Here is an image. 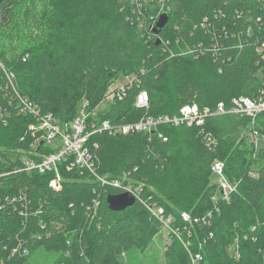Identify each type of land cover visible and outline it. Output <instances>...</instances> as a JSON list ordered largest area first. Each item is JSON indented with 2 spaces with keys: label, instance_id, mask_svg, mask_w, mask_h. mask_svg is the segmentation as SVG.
<instances>
[{
  "label": "trees",
  "instance_id": "obj_1",
  "mask_svg": "<svg viewBox=\"0 0 264 264\" xmlns=\"http://www.w3.org/2000/svg\"><path fill=\"white\" fill-rule=\"evenodd\" d=\"M59 3H0V63L14 73L19 93L61 124L72 121L79 103L93 111L114 95L116 88L107 90L120 75L134 76L139 88H125L120 100L97 113L117 124L145 114L134 106L139 90L147 92V113L153 116L176 115L193 102L213 109L259 92L261 65L255 49L264 41V0H167L168 21L158 34L148 27L156 8L152 4L137 21L128 11V0H70L65 18L54 10ZM3 87L0 71V104L7 106ZM34 122L15 114L6 123L0 121V264H26L39 249L54 253L55 264H112L105 253L109 242L125 252L138 242L145 246L160 231L139 202L121 212L110 211L106 196L117 190L102 187L88 172L67 170L69 159L58 166L59 192L48 187L51 173H13L17 150H31L28 127ZM247 128L245 118L210 117L203 128L166 125L151 135L96 134L87 146L99 176H125L126 182L142 188L144 201L172 216L173 227L189 246L171 236L174 248L166 253L167 262L191 264L190 256L199 254L197 264H264V148L257 153L246 145ZM255 128L264 133V112L258 114ZM36 150L42 157L53 152L40 142ZM215 160L224 163L226 179L236 185L228 201L218 200L217 210L211 201L217 194L211 182ZM21 193L27 194L33 209L41 208V214H31L25 224ZM96 193L100 205L92 216L87 205ZM209 211L207 224L186 226L180 217L182 212L196 217ZM18 239L27 242L28 256L10 255Z\"/></svg>",
  "mask_w": 264,
  "mask_h": 264
},
{
  "label": "built area",
  "instance_id": "obj_2",
  "mask_svg": "<svg viewBox=\"0 0 264 264\" xmlns=\"http://www.w3.org/2000/svg\"><path fill=\"white\" fill-rule=\"evenodd\" d=\"M133 4H137L134 0H131ZM167 0H158L155 8V13L150 17L149 29L155 28V25L162 14H166L169 8L166 5ZM160 7V8H159ZM142 13L136 15V20L139 21ZM204 28L208 25L206 21H203ZM255 49V53L258 55L257 63L261 65V71L259 72V78L261 86L258 94L253 97L240 96L233 98L228 105L220 102L215 108H200L196 103L184 104L180 107L176 115H149L147 110L149 108L148 94L145 90H139L135 96L134 106L145 112L137 121L117 124L112 123L107 118L100 119L97 117V109L89 111L87 104L82 102L77 109L76 116L72 121L67 123H59V121L51 113H43L40 108L27 97L22 96L17 88L15 75L12 71L6 69L2 63H0V71L4 80V95L7 96V106L0 104V121L6 123L7 120L13 114L17 116H29L32 117L35 122L30 124L28 132L31 135L32 143L30 144V151L24 149H18L16 157L13 159L14 167L13 173L23 172L25 174L37 173L45 175L47 173L53 174L48 181V187L59 192L62 189V176L59 172V164L61 161L67 162L66 168L85 171L90 174L95 181L99 182L101 186H110L117 190V193H130L135 203L139 202L150 213L151 217L159 224L160 230H165L168 237L174 236L176 239H181V233L178 228H174L173 218L171 215H167L164 209L158 206L154 202L144 201L141 197L142 188L140 186L133 185V183L126 182L125 176L122 179H107L99 176L96 172L94 157L90 153L87 146V140L89 137L96 134H105L110 137L128 136L138 133H144L151 135L158 127L171 125L172 127H199L203 128L206 120L210 117H240L245 118L248 121V131L246 134L247 141L252 145V148L257 152L258 139L264 138V133H261L255 128V122L259 113L264 112V41ZM137 84L134 76L127 77V82L118 88L116 93L109 98L121 99L128 87H132ZM204 132V131H203ZM162 142H166V138L161 134H157ZM44 144L46 147L53 149L52 153L46 156L38 155L36 150L37 144ZM32 154V156H28ZM41 158V159H39ZM225 165L222 161L215 160L211 165L212 175L216 177L215 186L217 188V194L213 195L211 201L213 203V209L217 210V202L219 199L228 201L230 196L236 191V185L230 183L224 175ZM3 169H0V178L4 175ZM125 180V181H124ZM100 193H96L89 205H87V211L92 213L93 216L100 205ZM21 202V213L25 219L31 215L41 214V208L33 209L31 201L26 193H21L18 196ZM212 211L205 213L203 216L191 217L188 213H180L182 222L186 226H192L194 224H207L210 219ZM41 228L44 229V224H41ZM35 239L40 240L41 236H33ZM31 236V238H33ZM169 242V238L167 240ZM187 248L189 243L182 242ZM237 248V246H236ZM29 248L27 242L24 240H17L15 246L10 249V255L14 257L23 258L29 255ZM236 257L238 255H235ZM201 259L199 254L190 256L191 264H197Z\"/></svg>",
  "mask_w": 264,
  "mask_h": 264
},
{
  "label": "rangeland",
  "instance_id": "obj_3",
  "mask_svg": "<svg viewBox=\"0 0 264 264\" xmlns=\"http://www.w3.org/2000/svg\"><path fill=\"white\" fill-rule=\"evenodd\" d=\"M135 2H137V4H133L131 2V0H128V11H131L132 15L131 16H135L137 14H139V11L143 14L145 13V6H148L150 4L154 5L155 7L157 6L156 3L154 2H149L148 0H146L144 3H141L140 0H134ZM59 6H55L54 10L62 15H65L67 12L63 11L65 9H67L68 5L67 3H70V0H58ZM63 2V3H62ZM64 2L65 5H64ZM141 5H144L141 6ZM160 8V7H159ZM155 10V9H154ZM157 10V8H156ZM59 15V17L65 18L68 17L67 15L62 16ZM140 17H143L142 15ZM1 18V17H0ZM42 21V19L40 20ZM35 32V31H34ZM23 38V37H22ZM10 44V43H9ZM127 82V77L120 75L118 77V79L116 80V82L110 86V88H108V92L112 91L115 88H118L119 86L125 84ZM107 92V93H108ZM116 99V98H115ZM115 102L114 99L112 98H107L105 99L104 102H102L100 104V106L97 108L96 111L100 112V111H104L108 108L109 104ZM82 103V102H81ZM78 104V108L80 106V104ZM223 121H228V120H223ZM224 122V123H225ZM223 123V122H222ZM227 125L231 124L229 121L226 122ZM248 128L246 129V134H248ZM248 136V135H247ZM246 145L249 146V148H252V145L249 144V142L246 140ZM264 148V138L260 137L258 139V148H257V153ZM263 163V160H257L256 163L254 164L255 167L259 168ZM216 181V177L214 175L211 176V182L212 184H214ZM99 218V216L97 217ZM167 233H165V230L161 229L159 232L153 234L148 243L144 246L143 243L141 245V242H138V244L136 243L131 250L129 251H120L119 253V248L114 247L112 245L111 242H109V244H107V249L106 252L107 253V260L109 263H115V264H173L170 262V260H168L167 262V252H171V250L174 248V246H171L173 243H171L172 239L170 237H168L166 235ZM169 238V242H167ZM183 241H180V243L182 244ZM170 245V246H169ZM144 246V247H143ZM169 250V251H168ZM104 252V251H103ZM228 252L230 254L229 257H233V247L229 246L228 247ZM55 257L56 255L54 253H47L44 252L43 249H39L37 251H35L33 254H31V256L28 258V260L26 261V264H55ZM239 260H235L234 262H237ZM232 261H230L229 264Z\"/></svg>",
  "mask_w": 264,
  "mask_h": 264
},
{
  "label": "water",
  "instance_id": "obj_4",
  "mask_svg": "<svg viewBox=\"0 0 264 264\" xmlns=\"http://www.w3.org/2000/svg\"><path fill=\"white\" fill-rule=\"evenodd\" d=\"M3 0H0V3ZM168 16L166 14L160 15L155 28L153 29L154 34H158L161 29L166 25ZM107 207L112 212H121L127 208L132 207L135 204L134 197L128 193L110 194L106 196Z\"/></svg>",
  "mask_w": 264,
  "mask_h": 264
}]
</instances>
